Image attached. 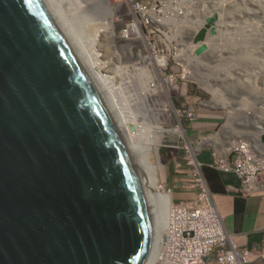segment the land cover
I'll return each instance as SVG.
<instances>
[{
    "label": "water",
    "instance_id": "water-1",
    "mask_svg": "<svg viewBox=\"0 0 264 264\" xmlns=\"http://www.w3.org/2000/svg\"><path fill=\"white\" fill-rule=\"evenodd\" d=\"M93 62L48 0H0V264L146 258V164Z\"/></svg>",
    "mask_w": 264,
    "mask_h": 264
},
{
    "label": "rangeland",
    "instance_id": "rangeland-1",
    "mask_svg": "<svg viewBox=\"0 0 264 264\" xmlns=\"http://www.w3.org/2000/svg\"><path fill=\"white\" fill-rule=\"evenodd\" d=\"M106 1V4L112 8L111 24L114 32L111 43L115 48L112 49L109 47L111 53L113 52L110 60L112 66L115 68L114 70H117L118 66H127L129 70L124 72L127 73L129 77L123 78L124 81L129 79L133 86H135L132 77L135 80L138 78L139 80L144 81L148 74L147 82H149L150 78L154 77V72L157 73L155 67L156 64L158 63L161 65L166 62L165 69H163L162 72L166 74L168 81H173L170 85H165L168 95L167 99H171L176 106H178L180 102H188L199 109L218 111L222 116V119L220 127L216 130L214 135L227 123L230 116L228 110L234 111L236 109L234 116L236 118L237 126L229 133H225L226 135L224 137L227 138L224 140H232L234 137L240 136L250 139L249 133L252 125L255 124V122L264 125V73H260L261 75L255 74L257 70H259L257 68L264 67V55L259 54L262 50L259 53L256 50L258 47H261L264 50V0H178L181 5H184V7H191L192 12H190V19L192 18V24L198 23L203 15L209 16L205 19L204 25L198 29L197 33L206 26L208 18H214L215 27L214 25L212 26V36L204 41L205 46L212 49V52L205 50V52L202 53L203 56L197 60H194L193 55L191 56L190 53L194 49V45H196L194 43L196 35L191 36V41L188 39V36H186L188 35L186 34V29H182V34H186L182 39L178 38V29L175 28L176 32L173 31V34H176L177 36H175L177 38L174 35L173 37L178 40L179 43H184L187 47L185 49L188 54L184 53L182 56H177L181 53V43H178V45L176 41L171 38V35L167 33L166 29H164L166 26L162 28L155 27V29L159 31L155 30L154 33L150 34L144 33L147 37L139 36L140 38H138V41H130L122 37L120 34L121 31L132 21L129 0ZM133 2H139L142 6L157 5V7L163 11L166 4L170 9H173L175 0H133ZM215 4L218 6L215 7ZM78 5L87 7V9L91 8V6L83 0H79ZM56 6L60 7L58 4H56ZM168 7H166V10L169 11L170 9ZM58 11L69 20L73 21L76 19L77 25H75V27L78 28L79 26L82 32H87V28L90 25H88L89 22H86L87 20L85 16L89 17L88 15L80 14L81 11L78 12L75 8L70 7L65 8V13L61 7ZM172 19H174V16H172ZM171 28L173 29L174 26H171ZM167 35L170 40L167 39ZM148 39L151 40V47L156 55L163 56L166 60L163 57L155 56L156 58H159V60L154 64L153 62L155 61H151V63L150 60L146 59L148 54H152L147 43ZM105 43L106 41L103 42V45ZM190 48H192V50H190ZM195 49L192 52L193 54L195 53ZM177 50H179L180 53L177 54ZM101 52L103 53V50ZM188 57H190V59ZM191 58L192 61H190ZM188 59L190 64L185 62ZM249 63L253 64H250L249 66ZM151 66L154 72L152 71ZM249 68L251 70H249ZM251 72L254 73L252 74ZM250 75L252 77H250ZM141 76L143 79H141ZM201 77L205 79L206 84H208L207 87H212V90L215 88V90L212 91L200 84L197 80H201ZM187 78L190 80H187ZM116 83H120V80ZM145 83L146 82H144V84ZM152 88L153 89L150 87L145 88V97L147 106L149 105V108L153 110L150 111L157 118V147H159L157 152L152 151L151 162L154 165L158 163L161 164V169H159L157 173L158 187L154 192L167 193V189L170 188L168 183V177H170L168 175V169L171 170L173 165L176 166L180 164L183 166L184 153L179 149L169 146V136L167 133H165L162 138V133L166 131V128L176 124L177 120L165 106L166 98L161 91L159 81L158 84L156 83ZM138 89H140V87ZM134 90H136V87H134ZM206 90L208 92L210 91V93H214H211L210 95ZM130 92L131 88L127 90V94ZM212 100L215 101V106L207 105L206 107L204 105ZM220 103H223L228 110ZM141 112L138 114L140 116L139 118H136L138 117L137 114L135 115L133 122L134 124L136 123L135 125L137 128L141 126L139 130L143 127L142 124L145 123V119L143 118L145 115ZM242 115H247L249 119H245L247 121L240 119ZM252 120L253 122H251ZM261 136H263V134ZM207 149L210 150V154H212L211 148L208 147ZM170 195L173 198L172 194Z\"/></svg>",
    "mask_w": 264,
    "mask_h": 264
},
{
    "label": "built area",
    "instance_id": "built-area-1",
    "mask_svg": "<svg viewBox=\"0 0 264 264\" xmlns=\"http://www.w3.org/2000/svg\"><path fill=\"white\" fill-rule=\"evenodd\" d=\"M129 5L132 21L127 24L123 30L127 32L125 38L130 41H138V38H140L139 29L142 30V37L145 38L147 36L144 33H154L155 30H157L155 27H159L156 25V22H160V20L164 18V12L158 8L157 5L142 6L141 3L133 2V0H129ZM164 29L171 35V29L169 27H164ZM128 34H130V36L127 38ZM124 36L125 35L122 37ZM167 39H169L168 35ZM147 43L153 55L156 57L160 56L156 55L152 49L150 39L147 40ZM94 60H98L97 62L102 61L100 58H94ZM165 66H162L161 69H165ZM151 69L153 71L152 66ZM103 71L105 72V74L102 75L103 81L105 82L104 85L115 96L117 104L121 109H128L130 112H134L138 115L139 112H141V105L138 104L137 98L135 99V94L133 93L134 88H131L128 84L120 87L116 86L115 83L121 80V76L113 74L112 77L108 64L103 66ZM147 76L148 74L142 82H146L147 88L150 87L153 89L152 87L155 86L156 83L158 84L159 81L161 91L166 98L165 106L168 100L170 102V108L166 107L177 120V123L169 128L175 127L179 128V130L165 133L169 136V146L179 149L184 153V169L180 168V165L178 168L179 171L184 173L186 179H183L179 183V189L194 194V197L191 199L172 202V204L169 205L165 216L164 228L159 234L157 245L162 248H168L180 243L189 244L192 250H189L190 257L186 260L188 264H249L253 254L245 247L239 246L225 231L222 216L202 174V162L199 160L198 156L204 147L209 146L202 144L203 139L208 136L201 137L197 141L188 139L187 134L189 126L198 120L197 110L199 108L188 102H180L179 105L176 106L171 99H167L168 95L165 85H170L173 81H168V77L164 72L161 71L160 74L154 72V77H151L149 82H147ZM129 88H131V92L127 94ZM138 88L139 87L136 85V89ZM121 92L125 94V98L127 99L125 102L119 99L117 93ZM130 95L132 96L130 97ZM144 106L149 108V105L147 106L146 97ZM142 133L143 135L146 134L145 128H141L139 131L136 129L132 131L136 141H139ZM209 147L212 151V166L225 172H231L241 180L239 189L241 195L249 197L264 194V183H262L261 179V172L264 170L263 153L257 152V154H254L253 158H251L245 151L236 148L231 150L226 158H223L215 152L213 147ZM167 193L172 194V190L168 189ZM185 251H187L186 248H181L182 253ZM260 257L264 262V254ZM162 261L164 262V260Z\"/></svg>",
    "mask_w": 264,
    "mask_h": 264
},
{
    "label": "bare ground",
    "instance_id": "bare-ground-1",
    "mask_svg": "<svg viewBox=\"0 0 264 264\" xmlns=\"http://www.w3.org/2000/svg\"><path fill=\"white\" fill-rule=\"evenodd\" d=\"M48 1L57 10L61 7V9L64 12L66 7H70V8H75L76 11H78V12L81 11L80 14H84V15L89 16V17L85 16L86 20H87V21L86 20L85 21L87 23L89 22L88 25H90L87 28L86 33L82 32V30L80 29L79 26H78V28L75 27V25H77L76 19H74L72 21V20H69L66 16L65 17L63 16V17H64L69 29L71 30V32L91 52L93 58L102 59L101 62L100 61L97 62L98 60H96V61L94 60V62L91 64V69L97 74V76L100 78V80L103 82V84H105V82L103 81V76H102L103 74H105V72L103 71V66L107 63L108 68L111 71L112 77H113V74L121 76L120 83H116L117 86L120 87V86H125L126 84H128L129 86H131V88L136 87V85L140 87V89L134 90L133 93L135 94V99L137 98V100L139 102L138 104L141 105L140 111H142L143 114L145 115V116H143V115H141V116H143V118L145 119V121L143 120L145 123L142 122V123H144V124H142V126H143L142 128H145L146 134L143 135V133H142L141 137L139 138V141H137V143L140 147V150L142 152V155H143V158H144V161L146 164V168H147L149 188H150V194H151V217H152L153 224H154V229H153V233L151 236V240H150V244H149L148 252H147L148 255H146V258L143 260L142 264H173V263L174 264H180V263L188 264L186 262V260L190 257V251L192 250V248L190 249L189 244L180 243V244L172 245L168 248H165V247L162 248L159 245H157V240L159 238V234L162 231V229L164 228L165 216H166L167 210L169 208V205L172 204V197L169 193L167 194V193L154 192V190L157 189V187H158L157 186L158 185L157 173H158V170L161 169L160 163L154 165L151 162L152 151L157 152L158 147H159V146L157 147V143H158L157 130H158V128L156 127V125L158 123L156 120L157 118L151 112L153 110L151 108L144 106L146 83L144 84V82H142L138 78L135 80L132 77L133 81L135 82V86H133L132 82L129 81V79H127L126 81L123 80V78L129 77V75L124 72V71L129 70L127 68V66H118L117 70H114L115 68H114V66H112V62L110 59H111L113 52L111 53V51L109 49V47H111L112 49L115 48L114 45L111 43L112 37L114 36V32L112 30V24H111V22H112L111 21V18H112L111 17L112 16L111 10H112V8L106 4L107 3L106 0H83L91 6L90 9H87V7L79 6L78 5L79 0H48ZM56 4L60 5V7H57ZM173 6L175 8L173 7V9H170L168 7V5L166 4V7H168L170 10L169 11L166 10V7L163 9L164 18L161 19L160 22H156V25H158L159 28L164 27V26L169 27L171 29V38L173 40H175L177 44L179 43V41L173 37V35L174 36L176 35V34H173V31L176 32V29L179 30V31H177L179 33V34H177L179 39H182V37L184 35L188 34L186 36H188V39H190L192 41L191 36L197 35L201 30L206 28L204 26L203 29H201L197 33L198 29L204 25L205 19L209 16L203 15L202 19L198 23L192 24V20H191L192 18L190 19V12H192L191 7H184V5L183 4L181 5L178 2V0H175ZM217 6L218 5H216L215 7H217ZM172 16H174V19H172ZM80 17H82V16H80ZM81 20H82V18H81ZM186 25H188V26H186ZM171 26H174V28L172 29ZM214 27H215V24H214ZM182 29H184V30L186 29L187 33L186 34L184 33V35H183ZM138 31H139V35L143 36L142 30L139 29ZM212 32H213V27L206 30L205 35L207 36V38L204 35V39L201 42H199V43L194 42L196 44V45H194V49L196 48L194 54L192 53L194 51V49L192 50V48H190V50H192V52H190V53H191V56L193 55L194 60L201 58L203 56L202 53H204L205 50L212 52V49H209L204 44L205 39H208L212 36V34H211ZM120 34H121V36L125 35L124 36V38H125L127 35V32L122 30ZM189 34H190V37H189ZM129 36H130V34H128L127 38ZM185 40H186V38H185ZM105 41H106V43L103 45V42H105ZM198 44H200L202 46L204 45L205 50L198 53V48L200 47V45H198ZM181 46H182V48H181ZM180 48H181V51H180L181 53L179 52V50H177V54L180 53L179 55L176 54L177 56H182V55H184V53H186L185 48H187V47L185 46L184 43L180 44ZM101 49L103 50V53L101 52L102 51ZM256 50L258 53L262 50L261 53H259V54L264 55V50L261 47L256 48ZM130 51H131V49H130ZM188 52H189V50H188ZM186 54H188V53H186ZM188 58L190 59V57H188ZM146 59H148L150 61H155V62H153L154 64L157 63L159 60V58H156L155 56L153 57V53L150 55L148 54ZM189 59L185 61L187 64H190V61H192V58L190 61H189ZM180 60H182V59H180ZM163 61L165 62L164 59H163ZM163 61H162V63H163ZM250 64H253V63H249V66H250ZM165 65H166V62L164 64H161V65H159L158 63L156 64L155 67L157 69V74L158 73L160 74V72L162 71L161 67L165 66ZM252 67H254V66H252ZM126 68H127V70H126ZM263 68H261V67L257 68L259 70H257V72L255 74L261 75L260 73H262V72L264 73ZM249 70H251V69L249 68ZM251 73L253 74L254 72H251ZM251 75H250V77H252ZM141 79H143L142 76H141ZM200 79L201 80H197V81L200 84H202L204 87H207L208 84H206L205 79L202 77ZM250 79H252V78H250ZM187 80H190V79L187 78ZM207 88L211 89L212 87H207ZM214 90H215V88H214ZM214 90H212V91H214ZM108 91H109V89H108ZM165 93H166V91H165ZM208 93L211 95V93H214V92L210 93V91H209ZM110 94L116 102L115 96L111 92H110ZM117 94H118L120 100H122L124 102L127 100L125 98V94L123 92L117 93ZM132 95H130V97ZM116 104H117V102H116ZM220 104L228 110V108L226 106H224L223 103H220ZM204 105L206 107H207V105L215 106V101L212 100V101L208 102V104L205 103ZM217 105H219V104H217ZM117 106H118V108H119V110L123 116V119L125 120L126 124L128 125L130 131L132 132L135 129L139 131V129H137V126L135 125L136 123L135 124L133 123L136 113L130 112L128 109H126V110L121 109V107L118 104H117ZM166 106L170 108V102L168 100L166 101ZM235 110L234 111L228 110L230 113V116H229L227 123L215 135H212V136H209V137L203 139L202 144L203 145H209V146L213 147L215 149V152H217L223 158H226L228 153L231 150L236 149V148L245 151L251 158H253L254 154H257V152H261L264 154V144L261 141V135L264 134V125L261 123L255 122V124L252 125L251 131L249 133L250 139H246L245 137L240 136V137H234V139H232V140L228 139L229 141L224 140L225 138H227V137H224L226 135L225 133H229L234 127L237 126L236 118L234 116ZM251 114H253V113H251ZM136 118H138V117H136ZM240 119L247 121L245 119H249V118L247 115H245V116L242 115ZM251 122H253V120ZM164 128H166V127H164ZM176 130H179V128H175V127L166 128L165 132H173ZM165 132L162 133V136L164 135ZM181 248H186L187 251L182 253ZM169 259H171V260H169ZM162 260H164V262Z\"/></svg>",
    "mask_w": 264,
    "mask_h": 264
},
{
    "label": "crops",
    "instance_id": "crops-1",
    "mask_svg": "<svg viewBox=\"0 0 264 264\" xmlns=\"http://www.w3.org/2000/svg\"><path fill=\"white\" fill-rule=\"evenodd\" d=\"M198 115V120L190 125L189 138L192 141L216 132L222 119L216 110H198ZM261 141L264 144V134ZM199 158L202 162V174L222 216L225 231L239 246L245 247L253 254L249 264H264L260 257L264 254V194L249 197L241 195V180L231 172L213 167L210 150L203 149ZM168 175V183L174 190L175 201L194 197L190 192L179 190V182L186 177L179 171L178 165L168 169ZM261 179L264 183V170L261 172Z\"/></svg>",
    "mask_w": 264,
    "mask_h": 264
},
{
    "label": "clouds",
    "instance_id": "clouds-1",
    "mask_svg": "<svg viewBox=\"0 0 264 264\" xmlns=\"http://www.w3.org/2000/svg\"><path fill=\"white\" fill-rule=\"evenodd\" d=\"M213 25H214V23H213ZM211 27H212V26H211ZM198 43H199V42H198ZM198 110H202V109H198ZM198 110H197V113H198ZM198 118H199V115H198ZM192 124H193V123H192ZM190 125H191V124H190ZM189 132H190V126H189V131H188V134H187V135H188V139L190 140V138H189ZM214 133H215V132H214ZM214 133H211V134H210V133H209V134H205V135H203V136H201V137H206V136L209 137V136L214 135ZM201 137H200V138H201ZM200 138H198L197 140H199ZM197 140H195V141H197ZM191 141H192V140H191ZM208 147H209V146H206V147H204L203 149H205V148L207 149ZM203 149H202V150H203ZM202 150H201V151H202ZM211 152H212V151H211ZM199 154H200V153H199ZM211 156H212V155H211ZM198 158H199V156H198ZM199 160H200V158H199ZM200 161H201V160H200ZM212 162H213V158H212ZM179 165H180V164H178V166H179ZM182 167H183V169H184V165H183V166L180 165V168H182ZM178 169H179V168H178ZM205 181H206V180H205ZM179 183H180V182H179ZM178 187H179V184H178ZM168 189H171V190H172V196H174V190H173L172 188H168ZM168 189H167V190H168ZM179 190H180V189H179ZM190 199H191V198H190ZM181 200H185V199H181ZM172 201H173V202H178V201H175L173 198H172ZM179 201H180V200H179ZM147 255H148V254H147Z\"/></svg>",
    "mask_w": 264,
    "mask_h": 264
}]
</instances>
